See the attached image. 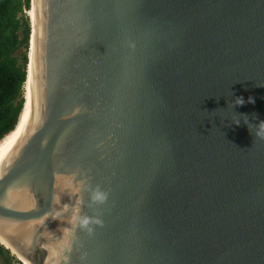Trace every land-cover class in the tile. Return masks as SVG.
I'll return each instance as SVG.
<instances>
[{"label":"water","instance_id":"obj_1","mask_svg":"<svg viewBox=\"0 0 264 264\" xmlns=\"http://www.w3.org/2000/svg\"><path fill=\"white\" fill-rule=\"evenodd\" d=\"M37 2L0 242L24 264L14 249L31 264H264V0ZM83 214L104 226L74 231Z\"/></svg>","mask_w":264,"mask_h":264},{"label":"trees","instance_id":"obj_2","mask_svg":"<svg viewBox=\"0 0 264 264\" xmlns=\"http://www.w3.org/2000/svg\"><path fill=\"white\" fill-rule=\"evenodd\" d=\"M32 0H0V141L13 131L25 106ZM31 9V14L28 10ZM22 264L0 242V264Z\"/></svg>","mask_w":264,"mask_h":264},{"label":"bare ground","instance_id":"obj_3","mask_svg":"<svg viewBox=\"0 0 264 264\" xmlns=\"http://www.w3.org/2000/svg\"><path fill=\"white\" fill-rule=\"evenodd\" d=\"M32 11H33V31H32V47H31V52H30V67H29V74H28V79L25 84V106L23 109V112L21 114L20 121L16 128L8 133L1 141H0V157L6 154L11 150V148L17 143V141L24 135V133L28 129V123H29V118H30V112H31V74H32V69L34 65V60L36 56V41H37V21L39 20V14H38V2L37 0H33V6H32ZM25 113H28V119H24ZM23 125V127H21ZM0 239L2 241H6L5 238L3 237L2 234H0ZM14 252H16L17 255H20L19 257L24 260L25 264H31L29 260H27L25 257L21 255L16 249H14Z\"/></svg>","mask_w":264,"mask_h":264},{"label":"clouds","instance_id":"obj_4","mask_svg":"<svg viewBox=\"0 0 264 264\" xmlns=\"http://www.w3.org/2000/svg\"><path fill=\"white\" fill-rule=\"evenodd\" d=\"M258 87H264V85H257ZM248 103H255V99L253 97L248 98ZM245 104V100L243 97H237L234 103H231V106L234 107L236 105L243 106ZM206 111V110H205ZM218 111V110H214ZM245 123H248L247 116L244 117ZM239 120L235 121L236 124H239ZM259 135L261 138H264V121H260L258 123ZM248 127L251 130L250 123H248ZM252 132V131H251ZM237 147V146H236ZM86 179V178H85ZM84 190L89 192V207H94L96 205H104L109 199V192L104 190L100 184H96L93 186L91 183H86L84 180ZM74 220V231L75 229H79L80 231L86 232L88 235H92L95 231L94 226H104V221L101 218V215H93L89 216L87 214L75 216Z\"/></svg>","mask_w":264,"mask_h":264},{"label":"rangeland","instance_id":"obj_5","mask_svg":"<svg viewBox=\"0 0 264 264\" xmlns=\"http://www.w3.org/2000/svg\"><path fill=\"white\" fill-rule=\"evenodd\" d=\"M28 12H29V14H31V9L30 10H28ZM32 13H33V11H32ZM32 16H33V14H32ZM18 256H20V255H18ZM17 257V256H16ZM18 258V257H17ZM19 259V258H18ZM14 264H19V263H17V262H15ZM22 264H24L23 262H22Z\"/></svg>","mask_w":264,"mask_h":264},{"label":"snow or ice","instance_id":"obj_6","mask_svg":"<svg viewBox=\"0 0 264 264\" xmlns=\"http://www.w3.org/2000/svg\"><path fill=\"white\" fill-rule=\"evenodd\" d=\"M24 119H25V120L28 119V113H25V115H24ZM21 127H23V125H21Z\"/></svg>","mask_w":264,"mask_h":264}]
</instances>
